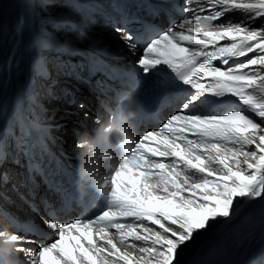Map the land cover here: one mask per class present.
<instances>
[{"label": "snow or ice", "instance_id": "1", "mask_svg": "<svg viewBox=\"0 0 264 264\" xmlns=\"http://www.w3.org/2000/svg\"><path fill=\"white\" fill-rule=\"evenodd\" d=\"M187 4L198 7L182 9L190 15L167 29L116 31L129 51L143 43L136 66L145 77L191 91L166 122L155 117L157 130L139 135L119 155L102 189L89 187L99 201L91 205L94 214L69 222L45 204L41 220L51 242L25 247L36 243L28 234L39 237L43 229L0 209L14 230L0 228V242L14 245L11 255L24 253L28 264H181L184 249L202 232L230 221L243 201L264 200V0ZM234 12L243 15L221 21ZM209 96L217 107H195ZM7 255L0 251V264H10Z\"/></svg>", "mask_w": 264, "mask_h": 264}, {"label": "bare ground", "instance_id": "2", "mask_svg": "<svg viewBox=\"0 0 264 264\" xmlns=\"http://www.w3.org/2000/svg\"><path fill=\"white\" fill-rule=\"evenodd\" d=\"M108 2L109 0H0V171H10L12 158L17 155L9 148L4 124L5 114L13 100L18 101L31 117L42 122H50L53 113H61L53 123H63V127H67L52 132V136L64 137L66 151L78 154L79 150L70 135L71 128L78 127V117H73L72 114L85 115V111L78 106L70 108L65 101L57 102L49 92L52 85L64 78L58 72L59 62L72 63L73 60L59 53L53 58L52 45L79 41L112 54L123 53L121 51L125 49L121 38L109 26L100 23L95 28L86 16V12L104 8ZM242 15L234 12L222 18L240 19ZM259 22L258 20L257 23ZM54 36L69 39H54ZM49 51L51 54L47 57ZM48 58L53 64L48 62ZM245 59L247 58L242 60ZM37 70H41L39 75L36 74ZM203 101L198 102L195 107L212 108L217 102L216 98L210 96L203 98ZM256 119L259 122V118ZM64 120L66 121L63 122ZM7 175L11 177V173ZM227 235L232 238L230 248L223 254H218L213 262H205L206 255ZM263 241L264 200L243 201L237 215L230 221H221L202 232L195 242L184 249L181 264H195L196 261L200 264H242ZM120 247L123 248L124 245Z\"/></svg>", "mask_w": 264, "mask_h": 264}, {"label": "clouds", "instance_id": "3", "mask_svg": "<svg viewBox=\"0 0 264 264\" xmlns=\"http://www.w3.org/2000/svg\"><path fill=\"white\" fill-rule=\"evenodd\" d=\"M101 107L99 122L91 130L79 132L76 141L78 185L82 191L89 187L102 189L116 155L128 154L136 139L137 100L131 92L120 94L114 105L102 104ZM13 248L10 242H0V251L9 254L6 258L10 264H22L11 255Z\"/></svg>", "mask_w": 264, "mask_h": 264}, {"label": "rangeland", "instance_id": "4", "mask_svg": "<svg viewBox=\"0 0 264 264\" xmlns=\"http://www.w3.org/2000/svg\"><path fill=\"white\" fill-rule=\"evenodd\" d=\"M58 5V4H57ZM98 26H95V28H97ZM54 39H56V38H62V39H69V38H66V37H63V36H54L53 37ZM48 44V43H47ZM49 45V44H48ZM50 46V45H49ZM51 53H50V51L46 54V56L47 57H49V55H50ZM48 62H51V64H53V61H50L49 60V58H48ZM43 69V68H42ZM50 69V68H49ZM41 73V70H37L36 71V74L37 75H39ZM65 119V118H64ZM66 120H64L63 122H65ZM66 125V124H65ZM65 127H67V126H64L63 128H65ZM1 140H2V136H1ZM1 142V141H0ZM6 142V140L5 141H2V145H3V143H5Z\"/></svg>", "mask_w": 264, "mask_h": 264}, {"label": "water", "instance_id": "5", "mask_svg": "<svg viewBox=\"0 0 264 264\" xmlns=\"http://www.w3.org/2000/svg\"><path fill=\"white\" fill-rule=\"evenodd\" d=\"M77 47H80V48H89L90 45L89 44H85V43L78 42L77 43Z\"/></svg>", "mask_w": 264, "mask_h": 264}]
</instances>
